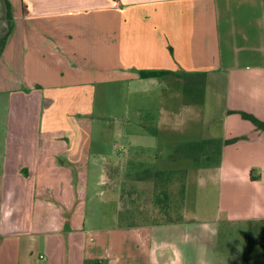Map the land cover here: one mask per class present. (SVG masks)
Masks as SVG:
<instances>
[{
    "label": "crops",
    "instance_id": "0c3cea01",
    "mask_svg": "<svg viewBox=\"0 0 264 264\" xmlns=\"http://www.w3.org/2000/svg\"><path fill=\"white\" fill-rule=\"evenodd\" d=\"M8 1L0 264H223L221 234L264 222V130L233 113L264 122V0ZM77 12L88 20L66 22ZM95 13L102 24L89 20ZM6 32L0 0V40ZM142 71L205 74L222 115L219 131L198 142L239 139L217 159L203 152L210 160L196 167L189 205L187 158L176 169L183 179L159 180L163 168L142 162L144 151L118 144L110 153L91 131L100 86L131 87L140 100L156 92L158 101L160 80ZM145 169L156 170L148 181L135 176Z\"/></svg>",
    "mask_w": 264,
    "mask_h": 264
},
{
    "label": "rangeland",
    "instance_id": "374dc122",
    "mask_svg": "<svg viewBox=\"0 0 264 264\" xmlns=\"http://www.w3.org/2000/svg\"><path fill=\"white\" fill-rule=\"evenodd\" d=\"M64 15L66 22L71 23L83 17L87 20L89 18V15L83 12ZM104 15L91 14L89 20L92 24H102ZM189 79L167 78L160 81L159 102L156 92L145 93L140 100L138 92L131 87L126 89L125 85L120 84L100 86L102 89L97 91L92 107L93 114L88 117L92 120V133L105 135L103 143H110L107 145L110 153L119 149H115L118 144L126 145L127 150L130 147L144 151L145 156L139 158L142 162L146 165L158 164L163 168V174L156 175L159 180L168 179L169 176L175 177L176 180L183 179L184 173L176 172V169L183 163L184 158H175L178 155L175 148L184 141H187V144L192 143L190 141L195 143L207 133L219 131L218 121L222 115L217 108L219 100L216 85L209 86L206 78L204 84L200 79H192L190 81L200 83L199 88L192 94H186ZM218 90L221 91V88ZM190 98L192 102L189 101ZM199 101L201 103H198ZM96 125H102L99 131L96 130ZM158 152L165 155L169 153L170 156H162L156 162L154 158ZM202 159L197 158L194 161L187 158V205L199 195V173L196 167L202 165ZM172 170L174 174L169 173ZM153 172L156 170H140L135 176L148 181V178L154 177ZM230 229L231 235L223 233L219 237L218 248L224 257L223 264H264V222L241 223L238 227ZM227 230L228 228H225V232ZM259 254L262 256L258 257Z\"/></svg>",
    "mask_w": 264,
    "mask_h": 264
},
{
    "label": "trees",
    "instance_id": "16d2710c",
    "mask_svg": "<svg viewBox=\"0 0 264 264\" xmlns=\"http://www.w3.org/2000/svg\"><path fill=\"white\" fill-rule=\"evenodd\" d=\"M5 8V20L7 24V32L5 36L0 40V54L1 51L5 45L6 39L9 36L10 32L13 29V18H12V8L8 0H2ZM138 77L140 79H157L160 81H164L167 78H186L189 79L187 82V85L189 87L185 90L186 94L189 93H194L196 92V88H199L198 85L200 83L190 81L192 79H200L202 80L203 84L205 83V74L198 73V74H187V75H177L173 74L171 72H166V71H142L138 74ZM191 101V98L189 100ZM189 103V102H188ZM198 103H201L200 101ZM234 114H237L241 117V119L250 122L256 129L258 130H264V122H260L258 119H256L253 115L245 113V112H233ZM239 139H233L229 141H203V142H195V143H188V144H182L180 146H177L176 149V154L178 155L175 156V158H181L183 157L184 159L186 158H192L194 161L197 160V158H203V162H208L210 160L209 157H201V155H204L203 152H208V151H213V154L216 155V159L220 157V150L221 147L227 144L234 143L238 141ZM216 151V152H215ZM184 152L186 153V157L184 155ZM173 157V156H171ZM202 162V163H203ZM201 163V164H202ZM198 164V163H197Z\"/></svg>",
    "mask_w": 264,
    "mask_h": 264
},
{
    "label": "built area",
    "instance_id": "2783aa9c",
    "mask_svg": "<svg viewBox=\"0 0 264 264\" xmlns=\"http://www.w3.org/2000/svg\"><path fill=\"white\" fill-rule=\"evenodd\" d=\"M40 259H43L42 257H40Z\"/></svg>",
    "mask_w": 264,
    "mask_h": 264
}]
</instances>
